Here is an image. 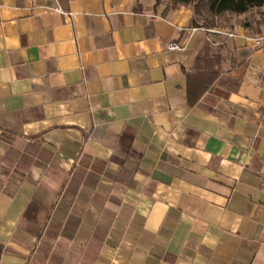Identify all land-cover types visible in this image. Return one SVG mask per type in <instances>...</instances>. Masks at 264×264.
<instances>
[{
  "label": "crops",
  "instance_id": "0c3cea01",
  "mask_svg": "<svg viewBox=\"0 0 264 264\" xmlns=\"http://www.w3.org/2000/svg\"><path fill=\"white\" fill-rule=\"evenodd\" d=\"M155 3L0 0V264H264V36Z\"/></svg>",
  "mask_w": 264,
  "mask_h": 264
},
{
  "label": "trees",
  "instance_id": "16d2710c",
  "mask_svg": "<svg viewBox=\"0 0 264 264\" xmlns=\"http://www.w3.org/2000/svg\"><path fill=\"white\" fill-rule=\"evenodd\" d=\"M164 0H156L159 5ZM175 10L181 6H191L194 15L192 25L194 28L215 29L221 27L217 20L229 15L241 16L252 10L263 8L264 0H165ZM170 9V10H171ZM165 9L164 14L169 13ZM232 27L231 29H233ZM223 56L214 52L212 44L206 42L200 55L197 57L193 70L187 72L188 97L190 105L199 102L203 95L216 83L222 70Z\"/></svg>",
  "mask_w": 264,
  "mask_h": 264
},
{
  "label": "rangeland",
  "instance_id": "374dc122",
  "mask_svg": "<svg viewBox=\"0 0 264 264\" xmlns=\"http://www.w3.org/2000/svg\"><path fill=\"white\" fill-rule=\"evenodd\" d=\"M156 5V3H155ZM160 11L165 9H171V4L168 1H162L156 6ZM168 10V11H169ZM171 11V10H170ZM169 11V12H170ZM221 27H216L222 32L229 31L232 27L240 25L243 28H247L251 35L264 36V7L252 10L241 16L229 15L224 19L217 20ZM218 38V45H221L225 36L216 34Z\"/></svg>",
  "mask_w": 264,
  "mask_h": 264
},
{
  "label": "built area",
  "instance_id": "2783aa9c",
  "mask_svg": "<svg viewBox=\"0 0 264 264\" xmlns=\"http://www.w3.org/2000/svg\"><path fill=\"white\" fill-rule=\"evenodd\" d=\"M200 29L203 30V31L209 32V33L220 34V35H223V36H225L227 38L235 36L234 33H231V32L225 33V32H222V31L218 30L217 28H215V29H206V28L201 27ZM262 40H263L262 38H259V40H256V44L260 45L262 43ZM169 49L171 51L172 50H181L182 47L179 44H172L169 47Z\"/></svg>",
  "mask_w": 264,
  "mask_h": 264
}]
</instances>
